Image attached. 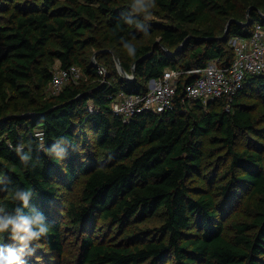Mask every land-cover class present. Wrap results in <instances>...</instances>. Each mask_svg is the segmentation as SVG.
Here are the masks:
<instances>
[{
  "label": "trees",
  "instance_id": "obj_1",
  "mask_svg": "<svg viewBox=\"0 0 264 264\" xmlns=\"http://www.w3.org/2000/svg\"><path fill=\"white\" fill-rule=\"evenodd\" d=\"M134 3L0 0V206L13 210L12 191L30 190L50 226L27 264H60L72 232V264H264V117L244 101L256 95L264 108V74L246 78L229 110L184 97L199 77L190 71L229 66V42L264 26V0H155L144 12ZM56 63L81 76L52 96ZM167 70L180 73L171 109L125 122L111 113L115 95L144 94ZM79 178L66 203L62 190ZM98 221L119 240L95 241Z\"/></svg>",
  "mask_w": 264,
  "mask_h": 264
},
{
  "label": "built area",
  "instance_id": "obj_2",
  "mask_svg": "<svg viewBox=\"0 0 264 264\" xmlns=\"http://www.w3.org/2000/svg\"><path fill=\"white\" fill-rule=\"evenodd\" d=\"M229 44L234 52L233 62L229 66L220 67L218 60H213L204 68L190 71L199 77L185 86V99L203 103L224 100L225 109L229 110L246 78L264 74V26L256 24L249 38H233ZM98 72L104 75L102 68ZM179 75V72L167 70L163 78L148 82L147 92L144 94L121 92L115 95L110 102L111 113L124 122L140 112L164 113L172 108ZM80 76V70L75 66L67 69L54 68L48 93L58 95L67 84H75ZM39 140L42 141V138Z\"/></svg>",
  "mask_w": 264,
  "mask_h": 264
},
{
  "label": "clouds",
  "instance_id": "obj_3",
  "mask_svg": "<svg viewBox=\"0 0 264 264\" xmlns=\"http://www.w3.org/2000/svg\"><path fill=\"white\" fill-rule=\"evenodd\" d=\"M148 6L154 8L155 0H135L133 8L136 12H144ZM151 15V13H149ZM131 24L132 21L128 20ZM148 34L147 31L144 32ZM127 47V53L135 54L131 46ZM27 156H22L21 160L26 161ZM33 193L30 190L15 188L12 191V200L17 202V206L9 211L5 206H0V235L7 234V238L14 241V244L0 243V264H27L26 257L33 254V242L46 237L50 231V226L42 212L30 207L29 201ZM28 209V211H25Z\"/></svg>",
  "mask_w": 264,
  "mask_h": 264
},
{
  "label": "rangeland",
  "instance_id": "obj_4",
  "mask_svg": "<svg viewBox=\"0 0 264 264\" xmlns=\"http://www.w3.org/2000/svg\"><path fill=\"white\" fill-rule=\"evenodd\" d=\"M146 20L148 22L158 21V19L156 17L150 16V15H148L146 17ZM58 66L59 65L56 63V64H54L53 68H57ZM244 101L247 105H250L253 108H255L257 110V112H260L264 117V108L260 105V102H259L258 98L256 97V95H253V94L249 95L244 99ZM244 142H245V139H242L240 141V144L243 145ZM80 178L77 179V181L74 184V186L72 187V189L62 190L64 192L63 194H64V199H65L66 203H68L71 200H75L79 197L81 185L83 183L82 179H80ZM206 190L214 192L213 187H207ZM240 209H241V206L236 208L234 211L230 210V212H229L230 216L228 218H226V220H227L226 226L227 227L225 230V235L231 234L229 223L233 220H238V219L242 218V214H239ZM155 224H156V222L147 223V224L143 225V227H153ZM93 227L94 228H93V234L92 235L95 238V241H96V238H99L104 243H108V242L115 243L120 238V234L117 232L116 228L113 227L112 225L102 224L100 221H98V222H96V225ZM80 238H81V236L79 234L77 235L74 232L65 235L64 252L62 254V257L59 258L60 264H72L70 262L75 259L76 255L78 253V248H79L80 241H81Z\"/></svg>",
  "mask_w": 264,
  "mask_h": 264
},
{
  "label": "water",
  "instance_id": "obj_5",
  "mask_svg": "<svg viewBox=\"0 0 264 264\" xmlns=\"http://www.w3.org/2000/svg\"><path fill=\"white\" fill-rule=\"evenodd\" d=\"M247 20H248V17H247ZM247 23H249V20L247 21ZM228 34H229V32H228V29L226 30V32H225V36H224V38L226 37V36H228ZM183 46H184V44H181L177 49H176V52H179L180 50H182L183 49ZM113 59H114V61H115V63H116V66H117V68H118V71H119V73L120 74H122V76L123 77H125L126 79H130V77H128V75L121 69V66H120V63H119V61H118V59L115 57V56H113ZM141 59H144V58H141ZM140 59V60H141ZM140 60H138V61H140ZM137 61V62H138ZM133 75V74H132ZM131 77H133V76H131Z\"/></svg>",
  "mask_w": 264,
  "mask_h": 264
}]
</instances>
